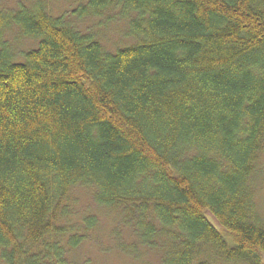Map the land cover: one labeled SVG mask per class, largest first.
<instances>
[{"label": "trees", "instance_id": "trees-1", "mask_svg": "<svg viewBox=\"0 0 264 264\" xmlns=\"http://www.w3.org/2000/svg\"><path fill=\"white\" fill-rule=\"evenodd\" d=\"M73 2L0 11V264H77L81 189L135 260L264 264V0Z\"/></svg>", "mask_w": 264, "mask_h": 264}, {"label": "rangeland", "instance_id": "rangeland-1", "mask_svg": "<svg viewBox=\"0 0 264 264\" xmlns=\"http://www.w3.org/2000/svg\"><path fill=\"white\" fill-rule=\"evenodd\" d=\"M37 0H0L1 10H15L20 4L30 5ZM48 9L54 15L69 13L77 7L74 0H44ZM123 25L110 26L107 32H104V43L110 48H115L119 44L122 35ZM80 27H92L95 30V21L85 20L80 23ZM11 42L12 49L17 53L26 52L35 48V41L23 38L18 33H12L8 38ZM18 59H22L19 56ZM260 172L255 184L256 203L258 212L264 223V155L259 162L258 171ZM92 193L85 189H81L75 193L73 209L80 215H96L99 221V227L92 233L90 240L85 242L73 254L74 261L77 264H161V253L140 250V257L135 260L120 252L116 248V237L113 235L114 230L120 229L123 241L126 242L130 237L128 229H122L119 220H116V215L108 210L101 209L95 206L92 200ZM132 239V238H131Z\"/></svg>", "mask_w": 264, "mask_h": 264}]
</instances>
